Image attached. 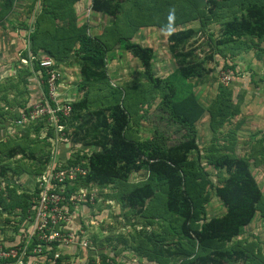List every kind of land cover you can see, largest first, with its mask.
Wrapping results in <instances>:
<instances>
[{"label":"rangeland","instance_id":"1","mask_svg":"<svg viewBox=\"0 0 264 264\" xmlns=\"http://www.w3.org/2000/svg\"><path fill=\"white\" fill-rule=\"evenodd\" d=\"M44 1L0 0V246L22 249L28 243L33 229L32 219L27 220L29 214L17 215L3 208L10 201L11 185H19L23 192L35 191V159L43 161L42 170H45L51 159L59 160L62 165H68L70 160L83 163L85 153L93 149L72 145L83 133L81 121L71 119L77 113L54 112L55 107L62 109L86 97L89 110L107 109L118 102L130 114L128 138L166 146L188 138L186 130L161 105L160 91L144 77L140 60L124 48V40L129 38L131 42L153 47L154 73L178 87L177 101L189 90L204 107L196 121L199 148L190 153L186 169L191 175L187 176V182L195 199L199 223L226 211L216 195V187L228 176L234 157L248 160L263 200L254 220L234 240V246L245 249L249 255L246 261L238 260L235 264H264V39L243 37L220 46L216 42L221 38L224 24L245 13L241 0H128L121 9L117 26L121 30L128 15L133 26L126 27L121 41L113 17L93 12L91 5L84 3L86 0L47 1V8L57 6L63 16L55 22L49 16L40 18ZM261 2L264 5V0ZM145 13L149 17L140 22L139 15ZM37 22L41 25L38 37L56 40L59 44L53 48L59 46L62 55L67 47L72 54L75 51L77 45L70 40L74 36L70 28L74 29V25L102 38L108 48V81L85 84L80 65L72 55L61 60L51 57L55 64L45 70L49 75L55 73L56 78L48 80L49 90L45 92L43 73L36 66L33 41L29 39ZM188 28L194 33L185 48L194 50L195 58L205 69L201 78L184 79L169 49V34ZM223 87L230 93L226 95V103L235 114L224 125L212 126L217 120L213 121L208 110ZM61 116L66 126L60 125ZM11 149L24 151L8 160ZM4 168L7 172L1 174ZM144 181H150L156 190L146 210L138 213L123 206L120 197ZM67 186L68 190L72 186L77 191L71 199L75 223L85 227L92 245L101 249L98 250L101 257L107 254L123 259L121 254L126 253V264H151L155 261H150L152 258L159 264H188L210 250L202 249L194 239L183 238L181 218L169 213L166 207L165 182L155 180L146 165L131 172L126 181L108 186L87 184L83 178ZM77 204L79 209L75 210ZM39 239V236L35 239L34 246L42 245ZM52 242L43 244L41 257L32 250L28 252L24 264H44L40 259L60 248L64 264H86L84 259L89 251L79 248L75 252L58 242L55 247ZM138 250L146 262L134 254Z\"/></svg>","mask_w":264,"mask_h":264},{"label":"trees","instance_id":"2","mask_svg":"<svg viewBox=\"0 0 264 264\" xmlns=\"http://www.w3.org/2000/svg\"><path fill=\"white\" fill-rule=\"evenodd\" d=\"M47 1L49 2L50 0H45L42 3L43 10L40 18L49 16L53 22L57 19H62L63 16L59 14L58 7L52 5L51 8L48 7L49 10L46 7ZM90 1V9L93 12L105 13L113 17L114 26L118 28V33H121L118 40L124 39L123 32L126 27L133 26L130 23L132 18L129 15L124 18L125 25L121 27V30L118 27L119 25L117 26L119 24L117 20L120 18L123 5L128 0ZM241 3L245 13L235 16L224 24L221 38L216 41L218 46L230 44L243 37L264 39V5L261 0H241ZM7 4H10V2ZM146 16L147 18L149 17L146 13L145 15L140 14L139 21L142 22L146 19ZM40 27V23L37 22L34 31L29 35V39L33 41L32 53L34 55H37L38 52H45L59 60L72 55L80 65V74L85 84L90 85L108 81L106 61L108 48L102 38L91 36L84 28L74 25V29L70 28L74 34L70 40L75 41L74 43L77 46L73 54L69 51L70 47H67L62 55L59 46H56L55 49L53 48V45L58 43L56 40L53 42L38 37ZM193 33L194 30L188 28L172 31L168 36L169 49L173 53L178 70L184 79L201 78L206 73L201 63L195 58L194 50H186L185 48V44ZM124 41V48L127 51H131L140 60L146 80L152 87L160 91L161 105L172 120L186 130L188 138L171 146L149 140L130 139L126 136V130L130 123V114L120 103L116 102L107 109L89 110L87 97L72 102L70 103L71 115L77 114L72 116L71 119L80 120V127L83 129V133L72 145L93 148L91 153H85L84 158L86 161L81 163L82 166L89 169L87 175L83 178L84 181L87 184L92 183L100 187L108 186L126 181L131 172L140 170L146 165L155 180L159 179L165 182L166 207L169 213L181 218V235L183 238L194 239L202 249H210L191 260L188 264H235L238 260L246 261L247 256H249L248 251L234 246V240L243 234L245 228L254 220L263 200V193L249 168L248 160L234 157L231 171L216 187V195L222 201L226 211L220 216L206 218L199 223L195 199L187 182V176L190 177L191 175L189 176L186 169L189 165L190 153L199 148L196 121L204 107L200 105L196 95L190 93L189 90L184 93L182 99L176 100L178 87L167 78L157 76L154 73L153 47L131 42L129 38ZM61 43L63 44V41ZM65 43H70V41ZM35 62L37 68L43 73L44 91L48 92L50 75L46 73V68L40 65L39 59ZM226 95H230V93L223 87L208 110L213 121L217 120V123L212 122V126H216V124L218 126L224 125L235 114L230 108L232 106L226 103ZM82 110H84V113H81ZM219 115L220 119L218 118ZM59 123L63 126L67 124L63 116L60 117ZM23 151L11 149L7 154L8 160H11L17 154H23ZM35 161H37L35 162L37 177L42 172L43 161L39 162L36 159ZM77 163H80V161H69V164L74 165ZM6 170L5 168L2 169L1 174L7 172ZM9 189L11 191L9 195L10 201L5 203L3 211L7 210V212H16L17 215H27L32 206V198L36 196L37 190L33 193L23 192L19 190V185L17 187L11 185ZM155 194L156 190L152 183L144 181L131 188L127 194L121 196L119 202L129 209L142 213L146 210L148 202ZM67 195L69 197L68 193ZM38 236L39 234L35 235V239ZM35 239L31 241L29 253L33 249ZM40 242L42 245L45 244L42 240ZM52 244L56 247L57 241H53ZM223 244L224 246H222ZM226 244L233 245L226 246ZM137 252L138 254L139 252L143 254L140 250ZM54 254L55 252L49 256L47 255V259L53 258ZM125 255H122L123 259H120L104 254V264H107L105 262L107 257L112 261L111 264H126ZM11 260L0 259V264H8ZM61 260L62 258L58 259V262ZM150 261H153L154 264H159L156 259L152 258ZM183 264L187 263L183 262Z\"/></svg>","mask_w":264,"mask_h":264},{"label":"built area","instance_id":"3","mask_svg":"<svg viewBox=\"0 0 264 264\" xmlns=\"http://www.w3.org/2000/svg\"><path fill=\"white\" fill-rule=\"evenodd\" d=\"M34 58L36 60L39 59L40 65L45 68H52L55 64L53 58L45 52H38L37 55H34ZM50 78L54 80L56 78L55 73L53 74L51 72ZM55 108L53 109L54 112L61 111L65 115L71 112V106L69 104L65 105L62 109L60 106ZM65 170H69V173H71L66 175ZM88 171L89 169L82 166L81 163L62 165L57 159L49 160L45 170H42L37 176V184L35 187L37 193L27 213L29 214L27 220L30 221L29 218H31L33 224L28 243L22 249L13 247L14 245H10L6 249L0 246V259H12L11 261H14L15 264H24L25 257L29 251L28 244L36 238L35 235L39 234L40 240L44 241L47 245L52 242L53 235L54 241H57L62 247L72 248L75 252H78L79 248L89 251L88 258L84 259L86 264H104L103 257L99 255L101 249L92 245L84 229L85 227L82 224H76L75 215L73 214L74 211L71 213L73 209L71 199L77 191L72 186L68 190L67 183L85 178ZM77 195L81 194L78 192ZM85 196L84 198L86 199ZM73 202L74 204L76 203V201ZM74 209H79L78 204L74 206ZM60 249L55 251L53 258L47 259V256H44L40 261L42 262L43 260L44 264H64L62 260L58 262V259H61L63 255ZM32 252L41 257L43 254V245L37 243L33 247ZM105 262L107 264L112 263L108 257Z\"/></svg>","mask_w":264,"mask_h":264},{"label":"crops","instance_id":"4","mask_svg":"<svg viewBox=\"0 0 264 264\" xmlns=\"http://www.w3.org/2000/svg\"><path fill=\"white\" fill-rule=\"evenodd\" d=\"M87 2V3H86ZM84 3H86V5H91V1L90 0H86V1H84ZM126 254V253H125ZM125 254H121V255H125ZM134 254H136V255H139L138 257L140 258H143V261L145 260V262H146V258L142 255V254H138V253H134ZM125 257H127V254L125 255ZM126 261V260H125ZM152 264H154V262H152Z\"/></svg>","mask_w":264,"mask_h":264}]
</instances>
